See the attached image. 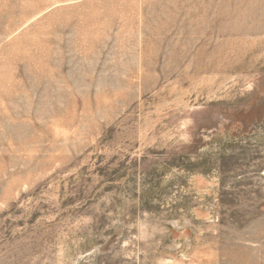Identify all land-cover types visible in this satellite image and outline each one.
Returning a JSON list of instances; mask_svg holds the SVG:
<instances>
[{
  "label": "rangeland",
  "instance_id": "rangeland-1",
  "mask_svg": "<svg viewBox=\"0 0 264 264\" xmlns=\"http://www.w3.org/2000/svg\"><path fill=\"white\" fill-rule=\"evenodd\" d=\"M0 264H264V0H0Z\"/></svg>",
  "mask_w": 264,
  "mask_h": 264
}]
</instances>
